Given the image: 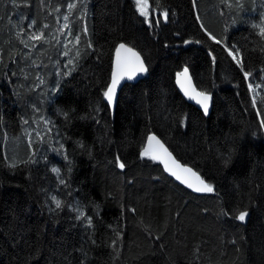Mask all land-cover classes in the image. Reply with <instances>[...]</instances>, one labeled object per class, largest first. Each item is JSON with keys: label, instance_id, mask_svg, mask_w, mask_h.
Returning a JSON list of instances; mask_svg holds the SVG:
<instances>
[{"label": "trees", "instance_id": "1", "mask_svg": "<svg viewBox=\"0 0 264 264\" xmlns=\"http://www.w3.org/2000/svg\"><path fill=\"white\" fill-rule=\"evenodd\" d=\"M75 2L0 0V264H264V0H149L151 26L133 0ZM41 31L47 42L27 39ZM120 43L148 71L113 112ZM185 67L209 117L177 89ZM153 134L215 191L141 158Z\"/></svg>", "mask_w": 264, "mask_h": 264}, {"label": "snow or ice", "instance_id": "2", "mask_svg": "<svg viewBox=\"0 0 264 264\" xmlns=\"http://www.w3.org/2000/svg\"><path fill=\"white\" fill-rule=\"evenodd\" d=\"M227 6H231L228 4L227 0H224ZM77 3L79 0H76L75 3L68 4L69 9H74L77 7ZM135 6L139 14L145 17V22L151 26L153 23L158 25L161 22L160 18H154L152 13L149 11L151 8V4L149 0H135ZM168 11L164 10L161 13L163 21L168 20ZM64 20H68V16L64 17ZM34 21L29 24V28L34 25ZM44 27H47L45 25ZM69 25L64 24V28L68 29ZM87 29L85 28V32ZM23 34V30L21 32ZM260 35L264 36V25L260 26ZM211 39L215 40L216 43H221V41L216 40L215 36H212L209 33ZM28 40L33 41H46L44 33L41 31L39 33L32 32L27 37ZM75 41L77 44L80 42V37L76 36ZM192 41H185V43H191ZM27 47V41H22ZM71 43V41H69ZM196 43H200V41H196ZM91 47V43L88 44ZM35 47V45L33 46ZM229 55L232 59L236 62V64L240 67L241 71L244 69L243 64V56L240 54L239 49L235 51L232 48L228 49ZM64 55L67 56L68 53L64 52ZM76 56L79 57L80 53L77 51ZM213 61L215 57H212ZM67 64H73L72 60H68ZM67 67V65H65ZM71 71H75L73 68ZM71 71L66 73V75H70ZM148 68L144 62V59L141 56V53L136 51L133 47H129L125 43H120L119 46L116 48V60H115V68L112 72L111 76V83L107 87L106 91H104V97L110 102L114 103L117 88L120 85L121 81L127 77L128 79H133L137 74L146 73ZM177 83L180 85L181 89L184 91V94L189 97V99L195 100L198 104L202 105L203 112L205 115L208 114L209 110V103L211 101V96L203 91H198L196 87L192 83V79L189 76V70L187 67L183 69L182 72H178L177 74ZM251 74L247 71H244V76L248 77ZM43 81H41L42 83ZM252 85L249 84V88ZM47 123V121H46ZM261 124L264 125V119L261 120ZM50 131V129H49ZM83 146V145H81ZM63 147V146H61ZM141 158H147L152 161H159L163 164L164 170L167 171L172 177L176 180L180 181L181 183L185 184L188 188L193 189L197 193H212L215 191V188L212 184L208 183L197 171H194L192 167L187 166L186 164L180 163L176 158L173 156L172 152L165 147L163 142L156 136V135H149L147 137V144L143 148L142 152L140 153ZM35 163L34 160L26 161ZM116 164L120 169H124L126 167L125 162H123L119 156L116 157ZM12 167H16L15 164L11 165ZM52 172L57 173L59 175L60 170L58 168L53 167ZM61 184H65L66 182L63 179L59 181ZM52 201L55 203V208L59 209L62 206L61 200L57 199L55 195L51 197ZM79 211V209H76ZM227 215L228 213H224ZM85 213L80 212V215L77 218L84 217ZM248 216L247 211H240L239 214L235 217L240 221H245L246 217ZM88 225L91 226L92 220L91 217L87 218ZM119 235V233H117ZM113 247H115V241L113 242Z\"/></svg>", "mask_w": 264, "mask_h": 264}, {"label": "water", "instance_id": "3", "mask_svg": "<svg viewBox=\"0 0 264 264\" xmlns=\"http://www.w3.org/2000/svg\"><path fill=\"white\" fill-rule=\"evenodd\" d=\"M143 58V57H142ZM115 60H116V50H115V54H114V59H113V70H114V68H115ZM145 62V61H144ZM146 64V63H145ZM147 66V65H146ZM189 70V69H188ZM113 72V71H112ZM147 74V72L146 73H142V74H137L136 76H135V78H133V79H128L127 77H125V79L124 80H122L121 81V83H120V85L118 86V88H117V92H116V97H115V101H114V103H110L107 99H106V102H107V104H108V106L110 107V109L114 112L115 111V109H116V105H117V101H118V97H119V94H120V92H121V90H122V88L125 86V85H127V84H131V83H136V82H138V81H140L141 79H143L144 77H145V75ZM189 76L191 77V79H192V83H193V85L196 87V85H195V83H194V80H193V78H192V75H191V73H190V71H189ZM111 83V82H110ZM176 86H177V89H178V91L180 92V94L182 95V97L185 99V101L188 103V104H190V105H192V106H194L195 108H197L199 111H201L203 114H204V112H203V108H202V105H200V104H198L195 100H193V99H189V97L188 96H186L185 94H184V91L181 89V87H180V85L177 83V76H176ZM196 89L198 90V91H200L197 87H196ZM211 96V95H210ZM212 107H213V97L211 96V101H210V103H209V110H208V114L207 115H205L206 117H209L210 116V114H211V110H212ZM159 138V137H158ZM160 139V138H159ZM161 140V139H160ZM162 141V140H161ZM163 142V141H162ZM147 144V143H146ZM163 144L165 145V147L166 148H168L167 146H166V144L163 142ZM168 150L170 151V149L168 148ZM171 152V151H170ZM173 154V153H172ZM173 156H174V154H173ZM175 157V156H174ZM176 158V157H175ZM176 160H177V158H176ZM179 161V160H178ZM159 164H160V166L162 167V169H163V171L165 172V174L167 175V176H169L172 180H174L176 183H178L181 187H183L184 189H186V190H188L189 192H192V193H194V194H196V195H204V194H206V193H197V192H195L193 189H190V188H188L185 184H183V183H181L180 181H178V180H176L174 177H172L167 171H165L164 170V166H163V164L162 163H160L159 161H157ZM180 162V161H179ZM181 163V162H180ZM195 171V170H194Z\"/></svg>", "mask_w": 264, "mask_h": 264}, {"label": "rangeland", "instance_id": "4", "mask_svg": "<svg viewBox=\"0 0 264 264\" xmlns=\"http://www.w3.org/2000/svg\"><path fill=\"white\" fill-rule=\"evenodd\" d=\"M134 2H135V0H133ZM149 11H150V9H149ZM139 13V12H138ZM143 17V16H142ZM145 18V17H144Z\"/></svg>", "mask_w": 264, "mask_h": 264}, {"label": "bare ground", "instance_id": "5", "mask_svg": "<svg viewBox=\"0 0 264 264\" xmlns=\"http://www.w3.org/2000/svg\"><path fill=\"white\" fill-rule=\"evenodd\" d=\"M113 71V70H112Z\"/></svg>", "mask_w": 264, "mask_h": 264}]
</instances>
